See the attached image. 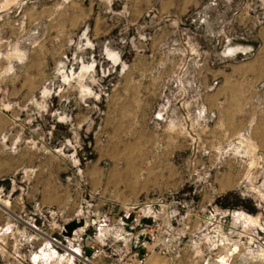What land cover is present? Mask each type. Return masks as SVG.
Instances as JSON below:
<instances>
[{
    "label": "rangeland",
    "instance_id": "rangeland-1",
    "mask_svg": "<svg viewBox=\"0 0 264 264\" xmlns=\"http://www.w3.org/2000/svg\"><path fill=\"white\" fill-rule=\"evenodd\" d=\"M261 59L264 0H0V264H125L147 210L149 264H264Z\"/></svg>",
    "mask_w": 264,
    "mask_h": 264
},
{
    "label": "built area",
    "instance_id": "built-area-1",
    "mask_svg": "<svg viewBox=\"0 0 264 264\" xmlns=\"http://www.w3.org/2000/svg\"><path fill=\"white\" fill-rule=\"evenodd\" d=\"M131 215V214H130ZM158 215L153 210L142 211L140 216L130 218L132 221V229L135 232L136 246L129 252L125 258V264H149L150 257L167 256V254L176 249L175 246L169 245L160 246L156 231L160 230L163 225L158 220ZM107 223V218L102 217L96 230L101 231ZM228 244V243H227ZM107 256L105 249L99 245H92L91 259L95 260ZM232 259L226 260L222 258H214L209 264H231Z\"/></svg>",
    "mask_w": 264,
    "mask_h": 264
},
{
    "label": "bare ground",
    "instance_id": "bare-ground-1",
    "mask_svg": "<svg viewBox=\"0 0 264 264\" xmlns=\"http://www.w3.org/2000/svg\"><path fill=\"white\" fill-rule=\"evenodd\" d=\"M79 227V222H72V223H70V224H68V230H69V234H71V235H74V232L76 231V229ZM90 264H96V263H91L90 262Z\"/></svg>",
    "mask_w": 264,
    "mask_h": 264
},
{
    "label": "crops",
    "instance_id": "crops-1",
    "mask_svg": "<svg viewBox=\"0 0 264 264\" xmlns=\"http://www.w3.org/2000/svg\"><path fill=\"white\" fill-rule=\"evenodd\" d=\"M261 63H264V60L261 59ZM256 131V130H255ZM255 133V132H254ZM259 136H260V143L263 147H264V128H261V129H257V132H256Z\"/></svg>",
    "mask_w": 264,
    "mask_h": 264
}]
</instances>
